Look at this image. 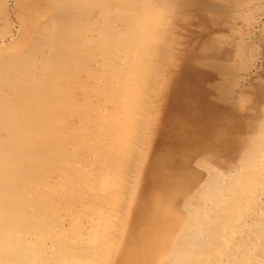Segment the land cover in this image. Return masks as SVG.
Here are the masks:
<instances>
[{"label":"rangeland","instance_id":"374dc122","mask_svg":"<svg viewBox=\"0 0 264 264\" xmlns=\"http://www.w3.org/2000/svg\"><path fill=\"white\" fill-rule=\"evenodd\" d=\"M152 171L138 264H264V0H0V264H119Z\"/></svg>","mask_w":264,"mask_h":264},{"label":"bare ground","instance_id":"6f19581e","mask_svg":"<svg viewBox=\"0 0 264 264\" xmlns=\"http://www.w3.org/2000/svg\"><path fill=\"white\" fill-rule=\"evenodd\" d=\"M195 97H196V95H195ZM196 101H197V99H196ZM190 103H192V102H190ZM183 104L185 106L186 103H183ZM194 104L195 103L193 102L192 107H194L196 105V104L195 105ZM181 105H182V103H181ZM186 105H187V109L192 108L189 106V104H186ZM173 107H174V105H173ZM195 107L193 109L189 110L190 115H194V117H196L198 114L201 113L199 111L200 109L195 108ZM201 110H203V109H201ZM190 115H188L189 117H187V114H186V116H184L183 118L185 119L187 117L186 119L189 120V118H191ZM167 116H168V114H167ZM172 116H173V114H172ZM173 117L176 118L175 116H173ZM169 118H168V122L171 121V119L169 120ZM196 118H195V120L190 119L193 121V124H194L193 127H195V128H196V125H200V124H198V120H196ZM173 122H175V121H173ZM185 126H186L185 124H182L180 126V128L184 129ZM175 130H176V128H175ZM190 131L192 134H194V132H197L196 129H195V131L194 130L193 131L190 130ZM172 133H173V131H172ZM192 134H190V135H192ZM183 139H185V138H183ZM202 147H203L202 150H204L205 147L204 146H202ZM166 149H168V148H166ZM202 150H200V151H202ZM197 151L195 153H197ZM188 161L189 160H186L183 163V166L188 165ZM179 181L180 180H177V178L174 177V175L173 176H170V175L167 176V175H164L163 172L160 173V172H156V171H152V173L147 177L148 188H147L145 194L149 200V202L147 204L148 206L147 205L146 206L145 205H139L136 207L135 218H134L135 222L134 223L137 227V231L132 232V230H130V235L126 239V247H125V250H123V253H122L123 255H122V258L120 259L119 264H138L142 259H144L145 257L148 256V254H146V252L148 250V243L150 242V239L146 236V232H148V233L151 232V228L154 225L153 220L158 218L159 215L161 216V213L163 212V210H161L162 208L164 209L167 207V205H166L167 199H165L164 197L176 189V186L178 185ZM196 182H197V180H192L191 182H188V183L186 182L183 185L184 187L182 189L184 191V193L189 194L190 188L192 186H194ZM155 207H157V208L159 207V211H156ZM171 208L176 209V206L173 204V205H171L170 209ZM167 216L166 215L161 216L163 218H166L167 222L169 223V228L165 231L166 234L161 236L160 243H159L160 246H158V249L156 250V253H158V254L161 253V256L163 255L164 250L166 248H168L169 245L175 240V239H173L172 232L174 231L175 226L178 224L177 220L175 219V217H173V215L167 214ZM143 252H144V254H143Z\"/></svg>","mask_w":264,"mask_h":264}]
</instances>
